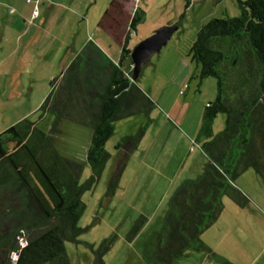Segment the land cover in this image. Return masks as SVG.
I'll return each instance as SVG.
<instances>
[{"label": "trees", "instance_id": "1", "mask_svg": "<svg viewBox=\"0 0 264 264\" xmlns=\"http://www.w3.org/2000/svg\"><path fill=\"white\" fill-rule=\"evenodd\" d=\"M233 1L238 17L201 26L188 51L197 78L216 80L215 100L203 107L196 139L204 140L200 149L206 162L197 177L175 189L162 226L144 242L143 264H178L190 252L210 251L200 236L223 211V198L240 208L249 204L236 179L252 169L264 181V0ZM143 20V12L135 9L129 30L134 32ZM127 47L128 37L115 64L93 42L87 43L51 82L39 121L26 118L0 133V264H70L65 242L81 243L82 195L102 175L109 158L106 141L117 121L143 114L146 125L117 145L126 153L108 186V194L114 193L127 153L138 146L155 107L131 80V64L123 66L125 59L131 62ZM218 114L224 115L225 127L213 135ZM47 116L52 123L45 132L37 123ZM63 121L92 130L85 155L90 175L83 184L78 182L81 165L64 159L55 148ZM144 224L142 218L131 235ZM113 241L111 235L96 248L85 244L93 264H105Z\"/></svg>", "mask_w": 264, "mask_h": 264}, {"label": "crops", "instance_id": "2", "mask_svg": "<svg viewBox=\"0 0 264 264\" xmlns=\"http://www.w3.org/2000/svg\"><path fill=\"white\" fill-rule=\"evenodd\" d=\"M132 1L0 0V130L35 115L49 95L51 82L64 72L87 43L93 42L116 64L126 37L128 46H131ZM34 7L38 14L32 19ZM182 63L179 61L173 73L175 77L172 76L176 94L172 101L154 95L151 86L139 84L158 106L152 117L153 135L143 155L154 159L153 166L159 164L167 169V173L171 165L167 164L165 156L178 154L182 165L191 164L189 172L178 180L176 173L170 174L169 180H163L160 205L155 211H140L138 218L144 217L146 222L133 241H138L141 248L146 238L140 242L139 239L147 228L152 225L150 232H155L161 226L175 189L184 180L197 177L206 162L200 146L198 149L195 144L201 140L196 141L203 107L211 99L198 100L189 84L190 67ZM129 64V59H125L123 66L127 68ZM183 88L185 92L179 94ZM195 101L198 106L195 104L188 117L190 103ZM154 147L156 152H153ZM137 181L131 180L132 188ZM238 181H241L240 188L249 193L248 206L240 208L229 198L224 200L223 211L200 236L210 251L190 252L178 264H225V261L230 264H264V194L245 187L244 180ZM252 181L257 183V180ZM152 183L153 180H148L147 187ZM99 200L94 207L97 221L103 217L101 207L107 210L109 206V201ZM84 202L86 207V198ZM89 227L87 224L82 228ZM87 242L90 241L85 239L79 244L86 246ZM136 260L138 264L142 262L141 253ZM87 261L91 263L90 258Z\"/></svg>", "mask_w": 264, "mask_h": 264}, {"label": "rangeland", "instance_id": "3", "mask_svg": "<svg viewBox=\"0 0 264 264\" xmlns=\"http://www.w3.org/2000/svg\"><path fill=\"white\" fill-rule=\"evenodd\" d=\"M132 2L133 9L138 8L144 15V20L136 26L135 32H131L133 33L130 38L132 48L161 27L178 26V29L173 33L167 44L162 47L159 53L152 55L149 62L142 68L136 80L137 85L151 86L154 95L162 97L164 100L172 101L176 96L173 79L175 75L173 76V73L177 70L180 61L190 67L189 84L191 89L194 90L193 93L197 95L198 100L199 98L211 99L210 102H213L217 93L216 80L208 77L200 81L197 78L196 67L194 63L190 62L188 51L201 26L212 19L238 17L239 9L236 3L233 0H133ZM183 92H185V88H183ZM190 104L188 117L192 115L195 104L198 106V101ZM156 108L158 109L157 104L150 112L152 121L145 128L144 135L138 146L130 153H127L126 165L114 193L112 195L108 194V186L116 172L118 163L126 153L124 148H118L117 145L124 137L135 135L140 127L146 125L147 119L143 114L133 115L115 123L114 134L105 144V150L109 154V158L102 175L95 188L82 195L83 202L84 198H86L87 206L78 221V226L82 228L88 224L90 227L80 235L78 240L83 242L87 239L90 241L87 244L96 248L104 239L113 235V244L104 256L105 264H138L136 256L140 257L142 248L138 246V241L133 240L143 227L135 236L131 235V233L134 226L144 218H138L140 211L142 209H146L148 213L155 211L160 205L163 180H169L167 177H170L172 173L178 174L176 177V180H178L185 172H189L191 166L190 162L182 165L179 162L178 154L165 156L167 164L171 165V168H169L170 172L167 173V169H163L159 164L153 166L152 162L154 159L146 158L143 155V152L149 146L153 128H155L152 117L156 114ZM182 111L184 113L185 108ZM39 117L40 113L37 112L29 121L38 122ZM51 123L52 117L47 116L37 123V126L46 132ZM8 127L0 130V133ZM224 127L225 117L222 114H218L212 124V134H218L223 131ZM157 128L159 127L156 126ZM91 136L92 130L90 128L63 121L61 123V132L54 139L55 148L61 157L69 162L81 165L79 184H83L90 175L89 167L85 162V155ZM175 142L179 144L177 139H175ZM202 142H204L203 139L200 142L198 141L195 146L199 149ZM153 152H156L155 147ZM131 180H138L133 188L130 185ZM148 180H153V183L147 187ZM238 180H244L245 187L251 188L255 193L262 192L264 194V188L262 189L264 181L252 169L246 170L235 181L236 186L250 199L249 193L246 190L244 191V188H240L239 183L241 181ZM252 180H257V183ZM99 199L105 202L109 201V206L107 210L104 206L101 207V215L103 217L97 221L95 220L94 207L100 203ZM226 199V197L223 198V207ZM161 226H158V230ZM150 227L153 226L151 225ZM150 227L143 233L139 242L140 240L144 241L145 238L147 240L152 233L150 232L152 231ZM65 249L70 264H89L88 258H90V264H93V254L87 246L65 242Z\"/></svg>", "mask_w": 264, "mask_h": 264}, {"label": "water", "instance_id": "4", "mask_svg": "<svg viewBox=\"0 0 264 264\" xmlns=\"http://www.w3.org/2000/svg\"><path fill=\"white\" fill-rule=\"evenodd\" d=\"M177 29V25L161 27L133 47L130 53L133 66L131 80L133 82L137 80L142 68L149 62L151 56L160 52Z\"/></svg>", "mask_w": 264, "mask_h": 264}, {"label": "built area", "instance_id": "5", "mask_svg": "<svg viewBox=\"0 0 264 264\" xmlns=\"http://www.w3.org/2000/svg\"><path fill=\"white\" fill-rule=\"evenodd\" d=\"M37 14H38V10H37L36 7H34V9H33V11H32V19H33ZM127 49L132 51L133 48H132L131 46H128ZM132 69H133V66H132V64H131V65H130V72H131V73H132ZM182 93H183V90H181V91L179 92V94H182Z\"/></svg>", "mask_w": 264, "mask_h": 264}]
</instances>
